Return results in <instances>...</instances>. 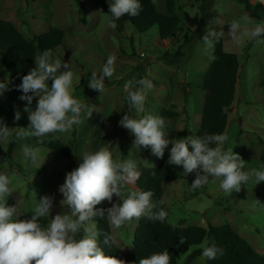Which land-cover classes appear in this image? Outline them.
Returning a JSON list of instances; mask_svg holds the SVG:
<instances>
[{"label": "rangeland", "instance_id": "rangeland-1", "mask_svg": "<svg viewBox=\"0 0 264 264\" xmlns=\"http://www.w3.org/2000/svg\"><path fill=\"white\" fill-rule=\"evenodd\" d=\"M155 4L159 12L166 13V0H156ZM201 4L202 0H177L178 15L181 19H184L185 13L194 16ZM245 14L249 16L237 1L215 0L207 30L217 32L218 37L223 39L225 51L239 58L235 99L228 112V125L224 132L228 140L223 148L239 154L246 162L244 170L251 171L264 164V88L260 86L264 79V44L257 45L247 36L237 44L228 35V23L239 20ZM0 19L13 22L30 40L51 27L65 31V42L55 50L52 59L70 63L74 73L73 94L92 110L89 117L87 110L82 111L81 123L70 132L51 133L41 138L45 143L60 140L69 148V158L47 145L42 146L33 136L16 138L17 131L30 125L25 107L35 110L38 97L27 105V101L19 98L23 94L18 90L21 83L14 81L12 75L0 67V81H7L9 88L0 96V118L9 128H13L12 137L7 142H0V146L6 152L14 142L12 159L0 161V173L9 175L13 181L14 191L7 204H17L21 220L31 218L35 205L44 195L54 197L51 217L67 211L60 204L63 196L58 191L59 186L70 172L69 165L79 164L82 154L91 152L98 139L101 144L104 143L101 138H109L103 147L112 151L115 160L136 161L140 173L143 167L159 165L162 158L152 155L150 148L138 149L133 146L135 137L119 125L126 113L136 115L134 111L129 112L124 89L130 79L148 78L154 85L147 94L145 113L141 115L150 113L160 116L163 108L178 112L177 116L167 118L169 139L196 135L205 99L202 81L212 61L202 41L206 32L201 39H194L185 47L183 45L189 31L183 25L165 40L159 39L157 26L145 34H133V27L127 24L123 32L118 33L109 27V18L101 10L98 0H0ZM252 19L264 22V16ZM248 27H254V24ZM214 50L215 45L211 50L213 56ZM178 51H181L180 61L170 64L168 59L171 58L166 54ZM110 54L116 56L115 72L110 79L105 78L104 92L90 89L88 83L91 74L101 73ZM65 70L62 66L59 71ZM51 83L49 80V86ZM17 110L21 112L19 121L14 119ZM24 145L36 148L42 160L45 159L44 163L41 165L42 160L36 164L29 162L22 151ZM170 148L171 144L165 150L164 157H169ZM176 171L177 180L164 184L162 202L157 204V208L168 213L166 221L170 225H178L181 220L185 221L186 226L229 224L257 253L264 255V182L256 184L253 177L246 185L242 184L239 192L234 191L226 196L218 180H210L208 185L193 189L191 185L196 178L195 172L186 176L182 166H176ZM136 189L135 184L126 186V191ZM258 200L260 203H257ZM117 201L114 195L112 203ZM105 203L107 208L112 206L107 201ZM51 217H40L38 222L44 227ZM138 221L133 219L120 229L111 228L117 246L126 251L132 247ZM196 248L191 247L188 253ZM185 259L186 255L181 258L180 264ZM190 264H206V258L200 255Z\"/></svg>", "mask_w": 264, "mask_h": 264}, {"label": "clouds", "instance_id": "clouds-1", "mask_svg": "<svg viewBox=\"0 0 264 264\" xmlns=\"http://www.w3.org/2000/svg\"><path fill=\"white\" fill-rule=\"evenodd\" d=\"M142 10L140 0H111L109 27L115 29L116 21L125 15L136 17ZM228 24V35L235 43L239 44L247 36L257 45L264 44V39H261L264 37V22H255L245 14ZM253 24L254 27H248ZM218 39L217 32L212 30H207L202 37L204 50L210 59L215 58L211 50ZM115 61L116 56L110 54L101 73L91 74L88 83L90 89L104 92L105 78L113 76ZM62 66L67 70L59 71ZM73 79L70 63L53 60L50 50H45L35 58V67L22 77L18 90L23 93L19 98L27 101V105H31L35 97H38V101L35 110L25 107L30 125L17 131L16 138L33 136L40 142V138L48 134L70 132L81 123L82 111L87 110L88 117L91 116L92 110L73 94ZM49 80L52 81L51 86ZM153 88L148 78H133L124 85L129 112L134 111L136 115L126 113L119 125L135 137L133 146L138 149L150 148L152 155L163 158L171 144L167 162L182 166L186 176L195 172L196 178L191 185L193 189L208 185L210 180H218L220 189L230 196L234 191L239 192L242 184L246 185L253 177L256 184L264 182V164L258 169L245 171L246 162L239 154L232 149L224 150L223 145L228 140L226 134L206 133L203 136L169 139L165 118L150 113L141 115L145 113L147 94ZM8 90L7 81H0V96ZM20 118L21 112L17 110L14 119L19 121ZM12 135L13 128H9L0 118V142L9 141ZM22 151L32 164L42 160L38 150L32 146L24 145ZM80 158L78 167L66 174L64 183L58 189L63 196L60 204L67 211L57 213L54 217H51L54 197L44 195L35 205L31 218L21 220L17 204H7L14 191L13 181L9 175L0 173V264H128L123 259L105 253L100 246V237L103 236V244L109 247L115 243V239L109 233H102L94 218L106 217L113 230L142 217L160 222L166 219L168 213L165 210H155L157 204L152 200V191H126V186L135 184L140 177L136 161L115 160L112 151L106 146L94 152H85ZM114 195L118 198L116 203H112ZM105 201L112 206L107 209L96 207ZM40 217L51 218L42 227L38 222ZM179 242L185 243L184 238L181 237ZM198 247L202 249L201 258L208 260H214L224 252L214 241L209 243L207 237ZM170 261L171 256L166 249L140 258L133 264H170Z\"/></svg>", "mask_w": 264, "mask_h": 264}, {"label": "trees", "instance_id": "trees-1", "mask_svg": "<svg viewBox=\"0 0 264 264\" xmlns=\"http://www.w3.org/2000/svg\"><path fill=\"white\" fill-rule=\"evenodd\" d=\"M155 1L140 0L143 9L140 14L136 17L125 15L116 21L115 31L121 33L125 26L130 24L133 27V34H145L152 27L157 26L159 39L165 40L170 38L180 25H183L190 33H187L185 37L183 45L185 47L194 39H201V35L206 32L215 0H202L199 12L194 16L185 13L184 19L178 15L177 0H166V13L157 10ZM234 1L242 4L251 18L260 19L264 16V3L260 0ZM110 2L111 0H98L101 10L108 16L109 20L111 19ZM64 42L65 31L59 28L51 27L30 40L13 22L0 19V67L10 73L14 81L22 83V77L35 67V58L39 52L42 54L45 50H50L53 54ZM132 50L135 52L134 49ZM166 56L171 58L168 59L170 64H176L180 61L181 51L175 54L167 53ZM214 57L202 81L205 99L201 124L195 136H203L206 133L224 134L228 125V112L231 111L235 99L240 71L238 56L225 51L223 39L219 37L218 42L215 43ZM260 86L264 88V79L260 82ZM177 115L178 112L171 108H163L160 111V116L166 120L167 129L169 128L167 118ZM34 139L38 141V138L34 137ZM108 139L101 138L104 140V143L101 144L98 142L99 139L96 140L91 152L103 147ZM40 143L42 146L47 145L48 148L60 152L66 158L70 157L69 148L64 146L60 140L53 139L45 143L40 138ZM13 148V141L6 152L0 146V161L7 158L12 159ZM168 158L163 157L156 167H143L139 179L135 182L137 189L150 190L154 193L152 200L156 204L162 202L164 184L177 180L176 165L168 164ZM78 165L71 163L69 171ZM96 207L107 209L105 202ZM155 210H159V208ZM94 219L102 233L111 235V227L106 217L97 216ZM181 237L185 240L183 244L179 242ZM206 237L209 239V243L214 241L218 247L224 250L223 255H218L216 259H206V264H264V255L257 253L229 224L219 226L208 224L206 227L186 226L185 221L181 220L178 225H170L166 219L160 222L142 217L138 221L134 231L133 244L128 251L123 250L115 243L111 247L104 245L103 236L100 237V246L107 255L123 259L128 264H133V262H138L140 258L166 249L171 256L170 264H180L181 258L185 255L186 259L183 264H190L201 255L202 249L198 246ZM191 247L197 248L188 253Z\"/></svg>", "mask_w": 264, "mask_h": 264}, {"label": "built area", "instance_id": "built-area-1", "mask_svg": "<svg viewBox=\"0 0 264 264\" xmlns=\"http://www.w3.org/2000/svg\"><path fill=\"white\" fill-rule=\"evenodd\" d=\"M260 2L264 3V0H260Z\"/></svg>", "mask_w": 264, "mask_h": 264}]
</instances>
